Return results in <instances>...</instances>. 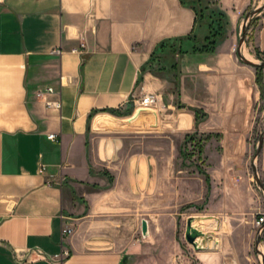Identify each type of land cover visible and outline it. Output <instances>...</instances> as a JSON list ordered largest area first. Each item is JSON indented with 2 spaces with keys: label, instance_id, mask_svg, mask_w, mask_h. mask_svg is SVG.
Masks as SVG:
<instances>
[{
  "label": "crops",
  "instance_id": "obj_1",
  "mask_svg": "<svg viewBox=\"0 0 264 264\" xmlns=\"http://www.w3.org/2000/svg\"><path fill=\"white\" fill-rule=\"evenodd\" d=\"M194 1L210 21L183 0H0V264H50L63 247L72 254L66 264L187 259L176 208H210L217 179H234L230 156L253 151L264 118V68L244 64L235 49L256 0ZM218 25L223 36L203 50ZM249 46L264 62V9ZM49 86L60 92V111L36 96ZM144 94L158 96V107L132 110ZM196 111L206 167L189 174L182 150ZM65 225L74 232L63 240ZM240 227L224 244L252 248L251 226ZM192 255L236 263L219 251Z\"/></svg>",
  "mask_w": 264,
  "mask_h": 264
},
{
  "label": "rangeland",
  "instance_id": "obj_2",
  "mask_svg": "<svg viewBox=\"0 0 264 264\" xmlns=\"http://www.w3.org/2000/svg\"><path fill=\"white\" fill-rule=\"evenodd\" d=\"M260 7L262 10L264 9V0H256L255 6L249 9L246 16ZM205 14L207 15V13ZM259 15L260 14L250 18L249 20L245 18L242 22L241 28L237 31L235 49L236 56L239 60V43L243 34V29H245L246 39L242 47L243 56L247 60L257 64L263 62L254 57L252 52L253 50L249 46L250 42L253 41L254 32L258 26ZM218 18L219 17L215 15V19ZM221 29L222 27L218 25L217 30H215L213 34H220L221 32L223 33V30ZM261 109H264V104L261 105ZM257 121L258 126L252 142L253 151L247 153L244 148H239L236 150L237 152H235V156H230L232 163L236 166V171L233 172L234 179H217L220 186L219 191L221 193L215 196V200L212 204H210V208H206L204 212H199L195 208L186 210L176 208V211H178V227L174 231V234L179 241L181 248L186 254H188V256L186 255L187 259H179V257L177 259L172 258V264H200L196 262L195 256L192 254L198 255L199 253H207L211 255V253L217 251H219L221 255L232 256L233 258H236L235 264H264V232L259 238L260 246L257 249L256 244L258 233L255 227V221L257 217L264 212V190L260 188V184H258L257 179L255 178L256 169L259 182L264 188V149L260 156L256 158L259 140L264 134V118L259 117ZM185 150L187 156L189 157L186 159V165L187 169L189 170V174H194L197 166H201L205 169V157L200 156L198 148L187 147ZM223 153V149H220V154L222 155ZM226 159L227 155H224V160L226 161ZM225 164H223L222 169L227 171V166L224 167ZM181 168H184V165L181 164ZM176 180L178 181V179L173 177L172 183H175ZM222 188L224 190L223 193ZM230 188L231 190H239L244 193L239 195H229L227 194V190ZM204 202L205 200L201 201L199 203V207L203 206ZM194 221H197L201 223V225L205 226L204 229L201 227H198L200 230L194 228ZM210 224L214 225V227L208 228L207 226ZM235 224H241L242 227L240 228H244L243 225L251 226L252 232L250 233L253 235L252 248L250 247L249 249L248 247L247 249L245 242L243 241L239 244H224V237L232 234L233 226ZM190 228L191 234H197V239L193 244L187 239ZM198 239L199 241L196 243ZM206 264L211 263L209 261V263L207 262Z\"/></svg>",
  "mask_w": 264,
  "mask_h": 264
},
{
  "label": "built area",
  "instance_id": "obj_3",
  "mask_svg": "<svg viewBox=\"0 0 264 264\" xmlns=\"http://www.w3.org/2000/svg\"><path fill=\"white\" fill-rule=\"evenodd\" d=\"M86 44L85 42L81 43L80 49L79 50H74V52H81L82 50L86 49ZM53 55H61L62 50L61 49H54L52 50ZM63 78L61 77V81ZM37 98L42 100L45 106L48 109H54L57 111H60L62 109V102L59 98L60 92L56 90L54 87L49 86L44 89L38 90L36 94ZM159 104V98L158 96L154 94H144L143 96H140L139 98H136L134 100V107L140 110H155L158 107ZM49 139L52 141H55L57 139V136L52 134L49 136ZM193 148V147H192ZM46 172V167L42 166L41 168V173ZM56 178L54 176H51L48 179V184L49 185H54L56 184ZM62 184L63 182L60 181L58 182ZM63 219H66V217H62ZM255 227L257 229V233L259 236H261L264 232V212L261 213L256 221H255ZM74 229L70 225H65L63 228V240H65L66 237L70 236L73 234ZM72 254L71 251L67 248H62L61 252L59 254H56L52 256L49 259L50 264H66L67 261L71 258Z\"/></svg>",
  "mask_w": 264,
  "mask_h": 264
},
{
  "label": "trees",
  "instance_id": "obj_4",
  "mask_svg": "<svg viewBox=\"0 0 264 264\" xmlns=\"http://www.w3.org/2000/svg\"><path fill=\"white\" fill-rule=\"evenodd\" d=\"M184 3H188V4H193L196 6V9H197V14L199 16V21H208L211 19V16H208L206 15L203 11H199L198 10V7L199 5L194 1V0H183ZM223 30V28L221 29ZM223 36V33L221 32L220 34H213L210 38H208L206 40V44L203 46V50H207L208 48H213L215 43H216V40L220 37ZM259 68V67H258ZM132 110H134V106L131 107ZM110 113L114 114V115H117V116H121L123 114H121V112L117 111V110H113L111 111ZM131 113V112H130ZM202 113L199 112V111H196V132H195V135H191V136H188L187 139H186V142H185V146L188 144V143H191V144H194L196 148L199 149V152L202 153L203 151V146H202V140L201 141H197L195 139V136L198 135L199 133V128H200V125L201 123L203 122L201 120V115ZM184 146V147H185ZM184 147H183V150H182V156L184 157V159L186 160L187 158H189L184 150ZM201 173H203L205 176H206V181L210 187V177L201 169H199ZM202 209V208H200Z\"/></svg>",
  "mask_w": 264,
  "mask_h": 264
},
{
  "label": "water",
  "instance_id": "obj_5",
  "mask_svg": "<svg viewBox=\"0 0 264 264\" xmlns=\"http://www.w3.org/2000/svg\"><path fill=\"white\" fill-rule=\"evenodd\" d=\"M262 12V8H258L257 10H255L254 12H252L251 14H248L247 15V20H249L250 18L260 14ZM245 39H246V32H245V29H243V34H242V37L240 39V43H239V50H238V56L240 58V60L246 64V65H249V66H253V67H259V68H264V62L260 63V64H257V63H254L252 61H249L247 60L243 54H242V47H243V44L245 43ZM263 148H264V134L261 136L260 140H259V145H258V148H257V152H256V158H258L260 156V154L262 153L263 151ZM255 178L257 179V182L258 184H260V188L262 190H264L263 186L261 185V183L259 182V179H258V173H257V170L255 169ZM147 224L146 222L143 223V234L146 235L147 234ZM260 236L258 235L257 236V244H256V247L257 249L259 248L260 246ZM187 239L190 243H194L195 240L197 239V234H191V228L189 229L188 231V235H187Z\"/></svg>",
  "mask_w": 264,
  "mask_h": 264
}]
</instances>
